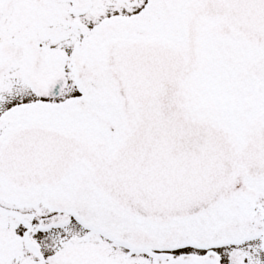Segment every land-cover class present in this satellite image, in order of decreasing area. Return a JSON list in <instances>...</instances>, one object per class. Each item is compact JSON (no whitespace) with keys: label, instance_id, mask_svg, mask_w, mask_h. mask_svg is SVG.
I'll return each mask as SVG.
<instances>
[{"label":"snow or ice","instance_id":"obj_1","mask_svg":"<svg viewBox=\"0 0 264 264\" xmlns=\"http://www.w3.org/2000/svg\"><path fill=\"white\" fill-rule=\"evenodd\" d=\"M0 264H264V0H0Z\"/></svg>","mask_w":264,"mask_h":264}]
</instances>
